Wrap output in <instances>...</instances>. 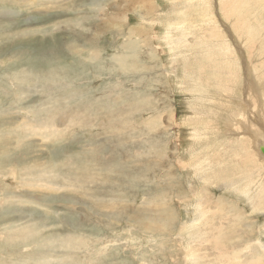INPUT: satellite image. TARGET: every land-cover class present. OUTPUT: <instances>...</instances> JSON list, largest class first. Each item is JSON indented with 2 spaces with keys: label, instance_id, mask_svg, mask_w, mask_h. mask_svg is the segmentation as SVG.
I'll return each instance as SVG.
<instances>
[{
  "label": "rangeland",
  "instance_id": "374dc122",
  "mask_svg": "<svg viewBox=\"0 0 264 264\" xmlns=\"http://www.w3.org/2000/svg\"><path fill=\"white\" fill-rule=\"evenodd\" d=\"M246 62L264 0H0V264L264 261V163L197 88L258 111Z\"/></svg>",
  "mask_w": 264,
  "mask_h": 264
},
{
  "label": "bare ground",
  "instance_id": "6f19581e",
  "mask_svg": "<svg viewBox=\"0 0 264 264\" xmlns=\"http://www.w3.org/2000/svg\"><path fill=\"white\" fill-rule=\"evenodd\" d=\"M120 1V0H119ZM143 5H144V3H143ZM143 5H142V7H143ZM145 6V5H144ZM149 6H152V5H149ZM144 8V7H143ZM138 10V9H137ZM134 13V12H133ZM120 22V21H119ZM121 24V23H120ZM130 34V33H129ZM135 35V34H134ZM133 35V36H134ZM135 37V36H134ZM130 39V38H129ZM130 41H131V39H130ZM136 43V42H135ZM139 44V43H138ZM128 45V44H127ZM132 45V44H131ZM135 45V44H134ZM207 45V44H206ZM219 46V45H218ZM136 47V46H135ZM138 48V47H137ZM226 48V47H225ZM240 49V50H239ZM227 50V49H226ZM239 52H243V49H241V48H238V53ZM212 54V53H211ZM233 54H231V56H232ZM208 56V55H207ZM215 56V55H214ZM233 57V56H232ZM242 57V59L244 60V58H243V56H241ZM207 58V57H206ZM263 60V59H262ZM211 61V60H210ZM214 61V60H213ZM216 61V60H215ZM251 61H252V59H251ZM254 62H255V60H254ZM251 63V62H250ZM241 65V64H240ZM250 64H247V62H246V66H244L245 67V70H246V76H245V80L244 81H246L247 82V85H248V88L250 89V92H249V94H250V96L252 97H256V99H255V101H258L259 102V108H260V110L264 113V108L261 106V104L264 102V97L259 93V90L260 89H263L264 88V83H262V82H264L263 80V78H264V76L260 79L259 77L258 78H256V79H258V80H256L255 79V81L253 80V76H254V74L253 73H255V72H257V69H256V67H254L253 65H251V66H249ZM211 66V65H210ZM230 69V68H229ZM264 69V68H263ZM177 73V72H176ZM198 75V74H197ZM227 75H230V72H229V74H227ZM256 75H257V73H256ZM256 75L254 76V78L256 77ZM260 76V75H259ZM202 77V76H201ZM200 77V75H199V77L198 78H195L194 80H192L190 83L193 85V84H196V83H200L202 86H203V80H202V78ZM244 77V76H243ZM204 78V77H203ZM233 79V78H232ZM244 79V78H243ZM254 81V82H253ZM226 83V82H225ZM224 83V84H225ZM213 84H215L214 86H213V89H211L210 87V89L208 88V89H206V87L205 86H203V87H197V88H199V89H201V90H204V92H201V91H199V90H196L197 88H194L192 91H198V92H201V96H205V97H208V95H212V96H214L213 98H211L209 101H210V103L211 104H213V105H215L216 106V109H218L219 107H220V109H222V111H223V113H224V107L226 106V104H227V100H229V101H231L235 96H237L238 94H239V91H238V89H237V95H232V96H230V92H228L227 91V93H226V95H224L223 94V91L220 89L221 87L218 85V83L217 82H214ZM236 84V83H235ZM222 85V84H221ZM226 85V84H225ZM238 86V85H237ZM223 87V86H222ZM239 87V86H238ZM251 87H252V89H251ZM235 88V87H234ZM206 89V90H205ZM190 91V90H189ZM185 92V91H184ZM205 94H207V95H205ZM191 96H193V95H191ZM198 97V96H197ZM191 98V97H190ZM214 98H216V99H218L219 100V103H217V104H215L214 103ZM198 99V98H197ZM203 99V98H202ZM254 99V98H253ZM196 100V99H195ZM199 100H200V98H199ZM224 102V105H222V103L221 102ZM203 102H204V100H203ZM195 103H193V105H194ZM198 104H200V103H198ZM199 108V107H198ZM234 108V106L232 105V104H230L229 105V111L231 110V109H233ZM215 109V108H214ZM196 110V109H195ZM203 111V110H202ZM196 113V112H195ZM257 113H258V111L256 112V114H255V120H254V123H253V126L255 127V129L256 128H258V126H257V122L255 123V121H256V115H257ZM196 117H198V116H196ZM200 117H202V116H200ZM222 117H224V114L222 115ZM252 142H253V147H254V150L256 151V153H257V156H258V158H259V160L260 161H262L263 163H264V155H263V153L261 152V149L262 148H264V129H263V134L262 135H260V133H257L256 134V137H253V139H252ZM259 178H257V183L250 189V190H238V191H240V194L241 195H245V196H247V195H249L250 193H253V194H255V195H259V191H260V189H261V187H260V185H259ZM207 195V194H206ZM219 198V197H218ZM222 212V211H221ZM223 213V212H222ZM221 213V214H222ZM233 214V213H232ZM235 215V214H234ZM234 215L232 216L231 215V218L233 217V219H234ZM237 215V214H236ZM225 216V215H224ZM224 216H221V217H224ZM240 216V215H239ZM237 217V216H236ZM226 218H227V216H226ZM238 218H240V217H238ZM237 219V218H236ZM223 220V219H222ZM227 221H229L228 219H226ZM229 224H230V222H228ZM232 223V222H231ZM224 228V227H223ZM225 229V228H224ZM223 245V244H222ZM219 251H224V250H219ZM221 257L223 256V257H225V254L223 253V252H221ZM223 259V258H222ZM220 260V259H219ZM248 264H264V261H263V258L262 257H258L257 258V260L256 261H251L250 263H248Z\"/></svg>",
  "mask_w": 264,
  "mask_h": 264
},
{
  "label": "crops",
  "instance_id": "0c3cea01",
  "mask_svg": "<svg viewBox=\"0 0 264 264\" xmlns=\"http://www.w3.org/2000/svg\"><path fill=\"white\" fill-rule=\"evenodd\" d=\"M203 70H204L203 66L197 67V69H195V71H198V72H195V75L202 74ZM245 90L250 92L248 85L246 86ZM249 92L247 94L248 100L251 99ZM245 94L246 93L241 88L239 91V94L237 96H235L231 101L227 100L226 101L227 104L224 107V110H225L224 113H223L222 109H220V107H219L217 109L218 121H219V123L223 129L224 134L226 136L230 137L231 139H233L234 142H243L242 139H244V138L249 139L250 143H251L252 150L255 152V154L257 156V153L254 150L253 142H252L253 137H256L257 133L252 131V130H255V127L253 126L254 120L251 121V119H250V115L253 114L255 116L257 110L254 112L250 111V104H249V102H246ZM209 97L213 98L214 96L208 95V98ZM230 104H232L234 106V108H236V111H237L236 115L229 111V105ZM221 113L224 114V117H222L223 114L221 115ZM243 124H246L248 126V128L243 129L244 132L241 134L237 133V131L242 132V128H243L242 125ZM254 172L256 174L255 177L247 182V184L243 190H250L257 183L258 169L254 170ZM243 180L244 179L241 178V180H240L241 184H242Z\"/></svg>",
  "mask_w": 264,
  "mask_h": 264
},
{
  "label": "flooded vegetation",
  "instance_id": "af4514ba",
  "mask_svg": "<svg viewBox=\"0 0 264 264\" xmlns=\"http://www.w3.org/2000/svg\"><path fill=\"white\" fill-rule=\"evenodd\" d=\"M264 93V92H263ZM256 120H258L257 121V126L259 125V126H262V129H261V131H259L260 132V135H262L263 134V129H264V123L263 124H260V122H261V120H263L264 121V113L260 110V109H258V113H257V115H256ZM258 126V127H259Z\"/></svg>",
  "mask_w": 264,
  "mask_h": 264
},
{
  "label": "water",
  "instance_id": "95a60500",
  "mask_svg": "<svg viewBox=\"0 0 264 264\" xmlns=\"http://www.w3.org/2000/svg\"><path fill=\"white\" fill-rule=\"evenodd\" d=\"M261 152H262V153H263V155H264V148H262V149H261Z\"/></svg>",
  "mask_w": 264,
  "mask_h": 264
}]
</instances>
